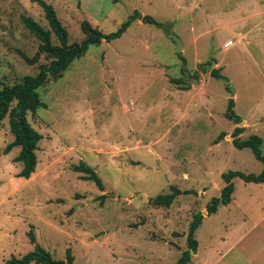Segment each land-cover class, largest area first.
<instances>
[{
  "label": "rangeland",
  "instance_id": "obj_1",
  "mask_svg": "<svg viewBox=\"0 0 264 264\" xmlns=\"http://www.w3.org/2000/svg\"><path fill=\"white\" fill-rule=\"evenodd\" d=\"M44 1L68 43L83 39V20L104 34L126 27L38 88L46 108L26 114L42 136L28 178L17 176L19 148L3 151L13 137L9 117L1 122L0 264L35 244L53 264H66L67 250L71 264H177L197 212L187 264H264V182L235 177L231 201L205 211L222 173L263 168L231 134L241 126L240 139L259 136L264 154V0ZM21 16L48 29L37 1L0 0V87L48 62L43 53L33 64L22 58L38 52L39 40ZM168 21L184 61L161 27ZM229 98L237 123L225 116ZM79 162L96 171L103 190L73 170ZM171 185L188 193L169 207L149 202Z\"/></svg>",
  "mask_w": 264,
  "mask_h": 264
},
{
  "label": "trees",
  "instance_id": "obj_2",
  "mask_svg": "<svg viewBox=\"0 0 264 264\" xmlns=\"http://www.w3.org/2000/svg\"><path fill=\"white\" fill-rule=\"evenodd\" d=\"M35 1L38 2L43 10L48 29L44 28L30 17L21 16L24 26L39 40L37 46L38 52L33 57L30 58L23 53H21V56L26 63L33 64L38 58V53H43L48 59V62L40 64L35 74L25 75L20 81L12 84L3 83L0 87V125L3 119L8 116L9 131L13 137L12 140L6 144L3 151L7 153L13 147L19 148L18 154L15 156V161L21 163V169L17 176L23 178H28L35 170V150L38 142L42 138L41 134L35 130L26 119L28 111L35 112L39 108H46V104L40 100V95L37 91L38 88L43 86L49 77L55 79L59 77L75 59L81 57L86 52L90 45L99 43L101 39L110 41L117 38L123 33L126 27V24H123L115 32L104 34L98 28L91 26L87 20H83L80 24L81 31L84 34L83 39L79 42L68 43L67 30L58 19L53 6L44 0ZM142 19L145 22H153V19L149 16H143ZM52 35L57 40L56 44L52 43ZM177 54L184 61L180 52ZM210 73L215 77L220 76L217 69L212 70ZM172 80L181 84L179 86L185 85V81L182 79L178 80L173 78ZM232 106L233 100L229 98L225 116L232 118L234 122L237 123L240 121V118L233 113ZM243 128L244 127L241 126L234 127L231 134V142L235 147L240 149L249 147L255 158L263 163V168L258 174L243 173L237 170H229L222 173L221 177L224 181V185L220 189L219 196L213 197L207 203L205 207L207 215L215 213L219 205H226L231 201V195L234 190L232 183L233 178L239 177L245 182H264V154L261 153L259 148L262 139L257 135H249L245 139H240L239 134L243 131ZM220 138H222V136H220L219 139ZM73 170L84 173L83 179L94 182L99 190H103L102 180L92 167L84 162H79L73 166ZM181 193L188 192L186 190L181 191L177 187L171 185L170 192L159 194L150 199L149 202L154 206L169 207L174 199ZM100 197L103 198L104 195ZM202 218L201 212H197L189 222L186 235L188 249L182 252L177 260V264H187L189 262V249L194 251L197 245L194 232L201 223ZM28 235L29 239L34 241L32 232L29 231ZM66 255V264H71L72 258L69 254V250H67ZM31 262L36 264L54 263L49 252L40 245L35 244L31 251L19 258L12 256L5 260L4 264H30Z\"/></svg>",
  "mask_w": 264,
  "mask_h": 264
},
{
  "label": "water",
  "instance_id": "obj_3",
  "mask_svg": "<svg viewBox=\"0 0 264 264\" xmlns=\"http://www.w3.org/2000/svg\"><path fill=\"white\" fill-rule=\"evenodd\" d=\"M136 17L141 18L142 16L141 14H137ZM174 23L175 21H168L161 24V27L163 28V31L167 35V37L174 42L176 51L180 52V50L182 49L180 38L172 32Z\"/></svg>",
  "mask_w": 264,
  "mask_h": 264
}]
</instances>
